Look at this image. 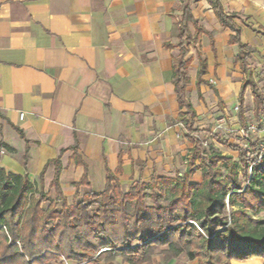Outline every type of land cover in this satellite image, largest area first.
I'll return each instance as SVG.
<instances>
[{
    "label": "crops",
    "instance_id": "0c3cea01",
    "mask_svg": "<svg viewBox=\"0 0 264 264\" xmlns=\"http://www.w3.org/2000/svg\"><path fill=\"white\" fill-rule=\"evenodd\" d=\"M218 1L253 50L246 70L207 0H0V168L26 175L60 207L101 194L108 174L122 194L186 173L200 184L173 77L181 25L194 137L228 156L216 137L237 144L213 132L216 120L241 128L245 82L264 96V0ZM242 98L254 119L250 86Z\"/></svg>",
    "mask_w": 264,
    "mask_h": 264
},
{
    "label": "trees",
    "instance_id": "16d2710c",
    "mask_svg": "<svg viewBox=\"0 0 264 264\" xmlns=\"http://www.w3.org/2000/svg\"><path fill=\"white\" fill-rule=\"evenodd\" d=\"M219 23L229 28L231 43L238 45L236 60L246 70L253 50L240 43V28L231 20L218 0H207ZM185 19L190 15L185 7ZM186 28L181 25L179 46L181 63L173 69L179 107L186 112L181 121L194 143L196 159L202 172V182L191 185L187 173L177 180L155 178L148 185L132 188L122 194L107 175L101 194L86 196L83 201L59 210L50 203L44 210L47 195L37 189L26 175L6 173L0 168V264H49L64 262L83 264L97 262L104 253L105 264H115L122 256L128 264H145L151 260L155 247L163 248V264L185 254L189 260L204 264H230L251 259L264 260V220L254 218L264 212V157L251 161L241 157V173L248 184L243 187L238 178V165L192 135L194 112L185 98L189 59H185ZM205 73L201 63L199 78ZM250 86L255 124L264 126V96L253 81L244 83L239 95L238 113L242 128V93ZM217 141L236 151L237 146L216 137ZM251 172L248 174L249 167ZM189 162L188 169L192 168ZM221 166L226 176L221 174ZM56 201L61 199L57 179L53 184ZM149 191L150 193H148ZM152 201L148 206L146 199ZM92 202H89V201ZM97 205L91 214V204ZM227 207L233 208L230 217ZM137 245L133 248V243ZM101 250H105L100 252Z\"/></svg>",
    "mask_w": 264,
    "mask_h": 264
},
{
    "label": "rangeland",
    "instance_id": "374dc122",
    "mask_svg": "<svg viewBox=\"0 0 264 264\" xmlns=\"http://www.w3.org/2000/svg\"><path fill=\"white\" fill-rule=\"evenodd\" d=\"M257 68V66H254ZM251 73H255L254 70ZM263 73V72H262ZM251 75V74H250ZM262 84H261V88H262V92L264 94V78L261 80ZM248 119V123H255L254 120L252 119V117H247ZM228 123V122H227ZM215 126V125H214ZM215 129H213V132L217 135H220L222 138H226V139H230L232 143L237 144L236 146L238 147V149L236 151H231L229 149V155L231 156L232 162H234L235 164L238 165V178L242 183V186L245 187L248 182L247 180L243 179V175L241 173V157L244 156L245 158L255 162V158L253 157L254 153L257 151V149L259 148L262 140H263V134L262 133H254L253 135L250 136L249 139H244L241 137V134L239 132V129L236 130L235 129H230V126L228 125L227 131L226 132H218V131H214ZM205 141V140H203ZM201 141V142H203ZM206 142V141H205ZM206 147L205 150H207L208 152H211V150L209 149V143L206 142ZM228 155V156H229ZM227 156V155H226ZM248 174H250L251 169L249 167V170L247 171ZM221 174L223 177L226 176V169L224 167L221 166ZM148 193H150L149 191H147ZM53 193L51 192V196L47 197V202L43 203L42 208L45 210L48 205L52 202L54 203L55 200L53 199ZM79 201V200H78ZM89 202H92L91 200ZM146 204L148 206H150L152 204V201L149 200L148 198L145 200ZM91 209H90V213L93 214L96 209H97V205L92 203L91 204ZM56 206L58 207L57 209L59 210L60 208V203H56ZM233 208H229L227 207L226 212L227 215L230 217L231 212L233 211ZM256 219H260V220H264V212H260L258 215H255ZM137 245L136 242L133 243V248ZM163 248L160 247H155L153 249V254L151 256V260L145 264H163ZM105 250H101L100 252H103ZM105 257L106 255L103 253L99 258L97 262H86L83 264H105ZM51 264H70V263H64L62 259L59 260L58 263H51ZM73 264V263H71ZM115 264H128L124 258L122 256H117L115 258ZM167 264H204L203 262L200 261V259L195 258L193 260H189L187 258V256L185 254H181L178 258L172 259L169 263ZM230 264H264V260L261 259H251L247 262H243V263H239V262H235L232 261L230 262Z\"/></svg>",
    "mask_w": 264,
    "mask_h": 264
},
{
    "label": "built area",
    "instance_id": "2783aa9c",
    "mask_svg": "<svg viewBox=\"0 0 264 264\" xmlns=\"http://www.w3.org/2000/svg\"><path fill=\"white\" fill-rule=\"evenodd\" d=\"M19 117L22 119L24 117V114L21 113L19 115ZM227 125V121L225 117H219L216 122H215V126H214V131H218V132H226L227 129L225 128V126ZM239 132L241 134V137L244 139H249L251 135H253L254 133H262L263 134V140L259 146V148L257 149V151L254 153L253 157L255 158L256 161H261L262 158L264 157V126H262L261 128H259L256 124H248L246 128H240ZM203 146L206 147V142L203 141L202 142ZM252 165L250 166L251 169Z\"/></svg>",
    "mask_w": 264,
    "mask_h": 264
}]
</instances>
